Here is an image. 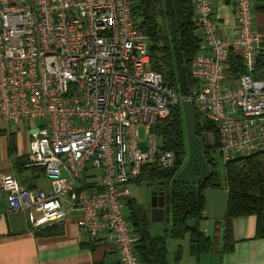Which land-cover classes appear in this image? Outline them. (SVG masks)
<instances>
[{"label": "built area", "instance_id": "built-area-1", "mask_svg": "<svg viewBox=\"0 0 264 264\" xmlns=\"http://www.w3.org/2000/svg\"><path fill=\"white\" fill-rule=\"evenodd\" d=\"M215 1L193 0L203 39L191 62L199 90L183 95L152 67L138 0H0V118L29 126L26 165L41 168L49 184L28 189L4 174L8 212L32 208L41 229L65 218L69 197L92 239L107 232L119 264H141L122 186L144 164L173 165L175 152L152 131L158 120L191 101L214 126L207 133L218 134L225 161L264 150V33L255 0H222L235 5L233 39L222 34ZM233 57L244 70L236 77ZM89 169L99 171L96 183L84 180Z\"/></svg>", "mask_w": 264, "mask_h": 264}, {"label": "trees", "instance_id": "trees-1", "mask_svg": "<svg viewBox=\"0 0 264 264\" xmlns=\"http://www.w3.org/2000/svg\"><path fill=\"white\" fill-rule=\"evenodd\" d=\"M136 13L139 27L148 36L152 67L160 71L166 82L174 85L183 95L195 94L199 82L191 74V62L201 49L202 37L195 21L193 0H138ZM200 30V31H199ZM263 68L259 59L258 69ZM240 59L233 57L232 72L239 76L243 72ZM258 77V75H256ZM196 132L203 140V153L211 168L210 174L196 184L178 182L176 177L187 162L188 143L183 107L176 106L171 114L158 120L152 127L162 140L163 147L175 152V161L170 167L158 163L144 164L141 173L129 182L150 186L155 191H165L166 219L170 227L162 235H151L148 224L151 214L142 207L137 208L133 200L128 201L131 214L128 217L138 236L135 250L141 264H171L169 238L182 239L189 236L191 255H201L215 250V239L204 232L199 221L205 210V191L220 186L212 151L219 148L218 134L214 141L207 130L214 127L204 121L195 109ZM9 148H12L11 138ZM226 189L228 192L225 213V234L222 252L232 250V221L236 217L255 215L257 237H264V150L225 161ZM43 172V170L41 169ZM49 227L42 229L45 233ZM182 249H178L177 260Z\"/></svg>", "mask_w": 264, "mask_h": 264}, {"label": "crops", "instance_id": "crops-1", "mask_svg": "<svg viewBox=\"0 0 264 264\" xmlns=\"http://www.w3.org/2000/svg\"><path fill=\"white\" fill-rule=\"evenodd\" d=\"M255 5V26L264 33V0H255ZM214 14L222 34L228 39H233L237 35L233 1L216 0ZM199 34L201 35V32ZM262 43L264 45V36ZM29 141L28 125H15L0 118V178L4 174H11L28 189H48L49 184L41 168L26 165ZM84 180L96 183L99 180V171L89 169L84 174ZM131 184L129 182L122 186V189H127L128 192L121 200L124 207L129 200H133V203L136 200L130 188ZM68 201L69 197H66L61 202L66 211L65 218L45 226L44 228L49 227L45 233L42 230L44 228L34 227L37 213L32 208L16 212L7 211L6 194L0 186V264H119V254L110 235L102 231L96 239H92L87 231L78 225L79 214L68 207ZM225 213L226 208L212 209L211 212L209 208L204 210L199 226L214 237L215 250L201 255L200 258L194 256V262H200L204 255H209L211 264H264V237L256 236L255 215L233 219V249L222 252ZM189 239L186 235L182 239L168 240L171 264L183 263L185 254L190 253ZM179 248L182 253L181 258L177 260Z\"/></svg>", "mask_w": 264, "mask_h": 264}, {"label": "rangeland", "instance_id": "rangeland-1", "mask_svg": "<svg viewBox=\"0 0 264 264\" xmlns=\"http://www.w3.org/2000/svg\"><path fill=\"white\" fill-rule=\"evenodd\" d=\"M144 132H145L144 127L141 126L140 133L142 137H145ZM209 136H210V140L214 141V135L211 134ZM160 141L162 142L161 139ZM211 155L215 161V169L218 173V180H219L220 186L209 187L205 191V197H206L205 209L207 210V208H209L210 212L212 211V209L226 208L227 198H228V192L226 189V174H225V167H224V164L226 162L224 158L222 157L219 148L212 151ZM43 180L41 183L42 186L44 185ZM130 188L132 190V194L134 193V198L136 199L134 202V205L137 206V208L142 207L144 210L148 212V215H150L152 192L155 190L152 189L150 186L137 185L134 183L131 184ZM124 212H125L126 217L128 218L131 214V208L128 204H125ZM169 227H170L169 223H166L165 221L164 222L151 221L148 224V230L150 234L154 236L162 235L166 233V230ZM183 244L185 245V243ZM174 256H176V254ZM194 258L195 257L190 255V253L188 252L185 254L184 261L182 264H211L209 255H206V256L204 255L202 257V261L200 262H194L195 260ZM173 264H181V263L174 262Z\"/></svg>", "mask_w": 264, "mask_h": 264}, {"label": "water", "instance_id": "water-1", "mask_svg": "<svg viewBox=\"0 0 264 264\" xmlns=\"http://www.w3.org/2000/svg\"><path fill=\"white\" fill-rule=\"evenodd\" d=\"M183 112L188 143V159L179 171L176 180L186 184H196L210 174L211 168L203 153V140L196 132L195 110L191 101L184 102ZM32 131H36V128ZM165 206V191H153L151 198V221H165Z\"/></svg>", "mask_w": 264, "mask_h": 264}]
</instances>
